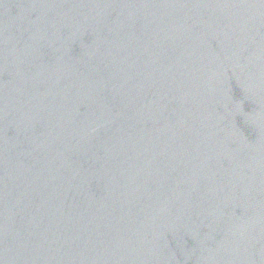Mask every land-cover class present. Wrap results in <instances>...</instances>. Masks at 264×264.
<instances>
[{
	"label": "water",
	"instance_id": "water-1",
	"mask_svg": "<svg viewBox=\"0 0 264 264\" xmlns=\"http://www.w3.org/2000/svg\"><path fill=\"white\" fill-rule=\"evenodd\" d=\"M0 264H264V0H0Z\"/></svg>",
	"mask_w": 264,
	"mask_h": 264
}]
</instances>
